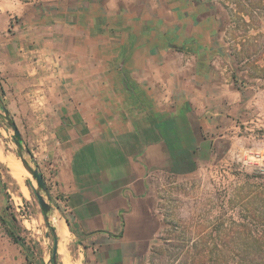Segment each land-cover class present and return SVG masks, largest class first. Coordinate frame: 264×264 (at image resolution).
<instances>
[{"label": "crops", "instance_id": "0c3cea01", "mask_svg": "<svg viewBox=\"0 0 264 264\" xmlns=\"http://www.w3.org/2000/svg\"><path fill=\"white\" fill-rule=\"evenodd\" d=\"M211 23L193 14L159 34L155 0H0V99L37 120L33 157L82 258H139L155 233V170L215 150L228 112L246 101ZM126 71L135 102L153 101L155 84L149 111L116 102ZM2 221L0 264H25Z\"/></svg>", "mask_w": 264, "mask_h": 264}, {"label": "rangeland", "instance_id": "374dc122", "mask_svg": "<svg viewBox=\"0 0 264 264\" xmlns=\"http://www.w3.org/2000/svg\"><path fill=\"white\" fill-rule=\"evenodd\" d=\"M193 14L209 16L213 28L222 32L227 62L234 66L235 83L246 92V101L241 110L228 112L230 120L217 130L221 138L214 141L215 150L200 151L195 161L180 168L163 165L155 170V233L139 258L121 264H264V0H155L157 33L165 28L178 33L182 20ZM121 73L125 92H112L127 97L116 96V102L128 105L129 113L154 107L155 84L153 101L144 97L138 103L136 80L129 71ZM4 84L0 78V96ZM150 87L143 88L144 95ZM0 101L7 111L10 107L8 113L29 153L26 159L39 172L33 157L39 136L32 126L37 120L30 110L21 111L23 104L13 110L14 104ZM12 137L0 111V216L7 225L15 219L23 241L22 246L16 244L25 264H64L58 252L55 262L50 260L54 242L33 191L36 184L24 172ZM51 218L48 215V223L54 228ZM66 257L70 264H103L98 258H82L71 240Z\"/></svg>", "mask_w": 264, "mask_h": 264}, {"label": "water", "instance_id": "95a60500", "mask_svg": "<svg viewBox=\"0 0 264 264\" xmlns=\"http://www.w3.org/2000/svg\"><path fill=\"white\" fill-rule=\"evenodd\" d=\"M0 111L3 113V117L8 125V127L10 128V130L13 132V142L17 148V155L19 157L20 163L22 165V167L29 173L30 178L35 182L36 184V188L33 187V191L34 194L36 195V198L38 200V203L40 205L41 208V212L43 214L44 220L45 222L48 223V215L52 216L51 219H53L54 221V217H55V213H54V206L51 202V198L48 194L47 191V187L44 184L43 178L40 175V173L38 172L37 169L33 168L29 162L27 161L26 157L29 156L28 151L26 150V148L24 147L20 134L18 132V129L15 125V123L13 122V120L11 119L8 111L5 109L4 106L1 105V101H0ZM43 195L45 196V199L43 198ZM50 226V225H49ZM51 227V226H50ZM53 229L54 235L56 236V232H55V227H51ZM57 238V236H56ZM56 255H57V239L54 242V247L52 250V255L50 260L54 263L55 259H56Z\"/></svg>", "mask_w": 264, "mask_h": 264}, {"label": "bare ground", "instance_id": "6f19581e", "mask_svg": "<svg viewBox=\"0 0 264 264\" xmlns=\"http://www.w3.org/2000/svg\"><path fill=\"white\" fill-rule=\"evenodd\" d=\"M25 172V169H24ZM29 176V175H28ZM54 227H55V232H56V236L58 238L57 240V252L59 253V255L62 257V261L64 262V264H70L68 262V259L66 257V246L69 243L70 237L69 234L67 232V229L63 223V221L58 217L55 216L54 217ZM77 264V263H75Z\"/></svg>", "mask_w": 264, "mask_h": 264}, {"label": "trees", "instance_id": "16d2710c", "mask_svg": "<svg viewBox=\"0 0 264 264\" xmlns=\"http://www.w3.org/2000/svg\"><path fill=\"white\" fill-rule=\"evenodd\" d=\"M31 189V188H30ZM3 224H5L6 222L2 221ZM11 227L10 228V237L12 238V240L17 243V244H21V246L23 245V241L21 240V238H19V236H17L16 231L19 230L18 226L16 225L15 219L12 218L11 222H10ZM47 227L49 228V231L51 233V237H52V241L55 242L56 241V236L54 235L53 229L47 224ZM68 225V223H67ZM27 250V249H26ZM28 251V250H27Z\"/></svg>", "mask_w": 264, "mask_h": 264}, {"label": "built area", "instance_id": "2783aa9c", "mask_svg": "<svg viewBox=\"0 0 264 264\" xmlns=\"http://www.w3.org/2000/svg\"><path fill=\"white\" fill-rule=\"evenodd\" d=\"M43 181L46 186L50 185V174L46 178H44Z\"/></svg>", "mask_w": 264, "mask_h": 264}]
</instances>
